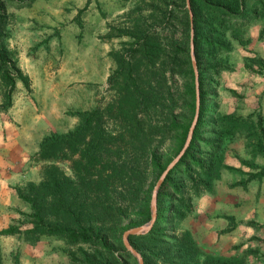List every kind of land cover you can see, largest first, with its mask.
I'll return each instance as SVG.
<instances>
[{
    "label": "rangeland",
    "instance_id": "1",
    "mask_svg": "<svg viewBox=\"0 0 264 264\" xmlns=\"http://www.w3.org/2000/svg\"><path fill=\"white\" fill-rule=\"evenodd\" d=\"M19 1L5 0L4 4L8 18L6 46L12 61L28 78V88L15 81L10 95L9 108L15 105V128L25 122L33 138L41 140L77 125L80 117L74 112L99 109L104 129L110 136L120 138L122 126L114 113L116 62L112 53L129 39L120 36L118 30L148 27L167 39L178 38L180 19L173 18L170 26L163 18L176 13L178 0H33L24 6ZM220 1L228 14L218 15L223 21L221 28L218 22L214 26L227 44L226 50L209 64L217 65V69H205L203 73L205 112L199 128L200 141L213 147L198 150L203 153V161H208L204 154L218 156V175L209 190L198 182L194 185L185 181L182 194L189 199L191 210L177 222L173 234L187 231L201 255L237 257L243 264H264V0H237L239 8L234 10L230 0ZM191 55L194 60L192 43L190 60ZM152 84L159 99L154 110L149 111V120L157 123V132L150 147L137 156L139 175L135 185H140L142 192L136 193L137 201L129 194L118 197L123 210L118 216H92L117 264H137L118 240L124 232L121 227L136 220L144 191L149 192L151 200L158 177L150 168L149 154L153 151L162 164L177 154L175 134H162L161 127L168 128L170 121L185 125L194 115L178 100L182 91L180 79L172 80L166 74L164 86L156 79ZM167 86L170 93L165 90ZM6 90L0 78V113L9 109L5 107ZM220 116L231 128L218 137L216 134L225 128ZM40 140L27 161L35 168L34 176L1 195L7 205L0 211V230L14 227L19 232L0 234V264H80L79 248L88 254L100 250L92 245H72L58 236L27 232L31 228V210L17 191L27 194L26 186L43 180L50 165L72 178L69 158L52 161L38 156ZM71 255L75 263L70 260Z\"/></svg>",
    "mask_w": 264,
    "mask_h": 264
},
{
    "label": "trees",
    "instance_id": "2",
    "mask_svg": "<svg viewBox=\"0 0 264 264\" xmlns=\"http://www.w3.org/2000/svg\"><path fill=\"white\" fill-rule=\"evenodd\" d=\"M32 1L20 0L19 3L24 6ZM178 2L180 7H173L176 13L163 15L164 23L170 26H173V18L180 19L178 38L167 39L148 27L117 29L120 36L124 35L129 39L121 43L119 51L112 53L116 62L114 79L117 97L114 113L122 126L121 137L110 136L104 129L99 109L74 112V115L80 117V122L65 133L45 135L39 142L37 152L44 160L69 158L72 178L64 176L55 165H50L44 171L43 180L37 185L30 183L26 186L27 194L17 191L18 197L28 203L31 210L28 216L31 228L27 232L58 236L72 245H92L100 249L94 254H88L79 248L80 264H117L108 252L110 249L105 235H101L93 224L92 216L96 213L118 216L123 210L121 203H117V198L129 194L137 201L136 193L142 192L140 185H135L139 175L137 156L150 147L157 132V123L149 120V111L154 110V104L159 99L152 80H160L164 86L166 74L172 80L180 79L182 91L178 93V100L186 110L195 115L190 43L193 47L198 83L197 119L182 156L157 190L156 216L151 228L144 234L128 236V243L140 255L143 264H243L237 257L201 255L187 231L177 236L173 234L177 222L191 210L189 199L182 194L185 181L194 185L198 182L204 189L209 190L211 182L218 175V156L204 154L208 156V161H203V153H198L204 147H213L210 143L200 141L199 128L205 112L203 73L205 69L215 71L217 65H209L210 62H214L226 50L224 45L227 43L218 29L223 26V21L218 19V15L228 14L220 0H188L191 13L189 19L186 1ZM4 4L5 0H0V78L7 87L5 107L9 108L14 82L19 81L24 88H28V78L16 66V62L12 61V53L6 46L8 18ZM230 4L233 10L239 8L237 0H230ZM216 22L217 28L214 26ZM111 79L112 77L109 78L110 81ZM165 90L170 93L169 86ZM168 114L172 117V110ZM225 119L220 116V123L225 125ZM191 122L181 125L170 121L168 128L163 126L165 132L161 127L162 134H175L177 154L185 143ZM230 128L231 124L225 125L216 135L221 137ZM149 155L150 168L159 178L169 162L160 163L153 151ZM194 173L197 178H194ZM149 201V192L144 191L138 202L136 220L125 223L121 231L149 221ZM48 216L54 219L51 220ZM113 224L116 226L117 223ZM18 232L14 227L0 230L1 235ZM118 242L124 249L122 240ZM70 260L74 263L76 261L73 255Z\"/></svg>",
    "mask_w": 264,
    "mask_h": 264
},
{
    "label": "crops",
    "instance_id": "3",
    "mask_svg": "<svg viewBox=\"0 0 264 264\" xmlns=\"http://www.w3.org/2000/svg\"><path fill=\"white\" fill-rule=\"evenodd\" d=\"M14 107L12 105L5 113H0V211L7 205L2 193L30 180L36 172L34 167L27 165V161L30 153L36 150L40 138H33L25 122H22L19 129L15 128L13 122L17 121ZM2 114L5 117H1Z\"/></svg>",
    "mask_w": 264,
    "mask_h": 264
},
{
    "label": "water",
    "instance_id": "4",
    "mask_svg": "<svg viewBox=\"0 0 264 264\" xmlns=\"http://www.w3.org/2000/svg\"><path fill=\"white\" fill-rule=\"evenodd\" d=\"M185 1H186V7L188 9V15H189V19H190L191 18V13L189 11L188 0H185ZM191 64H192V68H193V71H194L195 115H194L193 120L191 122V125H190V127L188 129V133H187V136H186L185 143H184L182 149L179 151V153L167 164V166L162 171V173L160 174L159 178L157 179V181H156V183H155V185L153 187L152 196H151V200H150V219H149V221L147 223H145L144 225H141V226H138V227H133V228H130V229L124 231L122 233V236H121V240H122V244H123L124 248L136 258L137 264H143L142 263V259L139 256V254L128 243V236L144 234L151 228V226H152V224H153V222L155 220V216H156V213H155V197H156L157 190H158L159 186L161 185V183L163 182V180H164L165 176L167 175V173L172 169V167L178 162V160L182 156L185 148L187 147V145L189 143V140H190V137H191V133H192V130H193V126H194V124L196 122V119H197V112H198V83H197V73H196V70H195V65H194V60L192 58V55H191Z\"/></svg>",
    "mask_w": 264,
    "mask_h": 264
}]
</instances>
